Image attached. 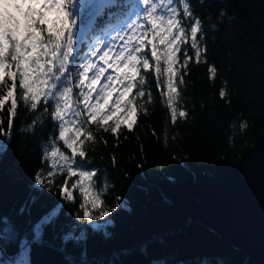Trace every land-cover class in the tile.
<instances>
[{"label":"trees","instance_id":"16d2710c","mask_svg":"<svg viewBox=\"0 0 264 264\" xmlns=\"http://www.w3.org/2000/svg\"><path fill=\"white\" fill-rule=\"evenodd\" d=\"M191 4L206 24L207 51L200 63H189L180 86L187 118L172 123L153 78L155 103L147 105V114L139 113L132 131L122 125L114 135L90 126L96 143L86 145L88 166L97 170V190L107 182L103 210L114 209L106 229L89 226L78 189H73L74 201L62 199L65 180L71 188L77 177L65 172L47 187L35 183L38 171L52 170L42 156L58 130L48 120L35 134L22 131L31 116L18 109L12 135L0 152V248L6 254L0 250V264H12L20 241L35 238L34 225L57 205L40 239L29 243V264H255L192 214L200 191L225 176L264 129V0ZM209 66L216 69L214 78ZM221 88L228 93L223 99ZM117 116L124 119L123 113ZM242 121L247 123L243 131ZM56 143L71 155L62 142ZM71 226H78L75 235L83 230L85 239L65 242Z\"/></svg>","mask_w":264,"mask_h":264},{"label":"snow or ice","instance_id":"6c2138e0","mask_svg":"<svg viewBox=\"0 0 264 264\" xmlns=\"http://www.w3.org/2000/svg\"><path fill=\"white\" fill-rule=\"evenodd\" d=\"M205 31L191 0H0V152L21 107L31 116L22 131L35 134L48 120L54 122L58 135L49 138L52 146L42 156L51 161L52 170L38 171L35 183L47 187L65 172L68 178L77 177L71 188L65 180L62 199L74 201L73 189H78L83 197L79 207L89 226L106 229L110 219L93 223L114 209L103 210L107 182L97 190V170L88 166L86 145L96 143L90 126L114 135L122 125L132 131L139 113L147 114V105L155 103L153 78L172 123L187 118L180 86L189 63H200L206 54ZM208 72L215 77L214 66ZM219 95L223 99L228 93L221 88ZM246 127L244 121L239 124L241 131ZM117 200L123 206L122 199ZM55 215L53 211L35 224L36 240ZM71 227L65 242L85 239L83 230L77 236L78 226ZM28 254L29 241H20L12 264H29Z\"/></svg>","mask_w":264,"mask_h":264},{"label":"water","instance_id":"95a60500","mask_svg":"<svg viewBox=\"0 0 264 264\" xmlns=\"http://www.w3.org/2000/svg\"><path fill=\"white\" fill-rule=\"evenodd\" d=\"M192 216L244 251L255 264H264V129L225 176L200 191Z\"/></svg>","mask_w":264,"mask_h":264},{"label":"rangeland","instance_id":"374dc122","mask_svg":"<svg viewBox=\"0 0 264 264\" xmlns=\"http://www.w3.org/2000/svg\"><path fill=\"white\" fill-rule=\"evenodd\" d=\"M113 35H115V34H113ZM114 95H115V93H114ZM110 104H111V102H110ZM107 220H109V216H108V217H104V218L101 219V220H96V221H94L93 223H97V224H99V223H105ZM76 235L78 236L79 233L76 234Z\"/></svg>","mask_w":264,"mask_h":264},{"label":"bare ground","instance_id":"6f19581e","mask_svg":"<svg viewBox=\"0 0 264 264\" xmlns=\"http://www.w3.org/2000/svg\"><path fill=\"white\" fill-rule=\"evenodd\" d=\"M52 212H53V211L50 210L45 216H49ZM45 216H44V217H45ZM44 217H43V218H44ZM34 226H35V225H34Z\"/></svg>","mask_w":264,"mask_h":264}]
</instances>
